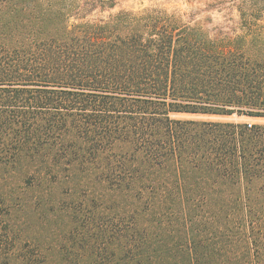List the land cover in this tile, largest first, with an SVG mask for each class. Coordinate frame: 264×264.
<instances>
[{
	"label": "trees",
	"instance_id": "obj_1",
	"mask_svg": "<svg viewBox=\"0 0 264 264\" xmlns=\"http://www.w3.org/2000/svg\"><path fill=\"white\" fill-rule=\"evenodd\" d=\"M115 1L0 0V264H264V126L171 118H264V37Z\"/></svg>",
	"mask_w": 264,
	"mask_h": 264
},
{
	"label": "rangeland",
	"instance_id": "obj_2",
	"mask_svg": "<svg viewBox=\"0 0 264 264\" xmlns=\"http://www.w3.org/2000/svg\"><path fill=\"white\" fill-rule=\"evenodd\" d=\"M83 8L85 0H77ZM163 12L168 18L179 20L191 27L199 26L211 37H229L244 47H252L264 37V0H116L111 9L93 11L92 16L107 21L128 18L137 14ZM75 20L70 21L75 24ZM82 24L85 21L81 22ZM93 22L89 23L92 24ZM77 24V23H76ZM175 120L228 122L239 125L264 126V118L246 116H203L173 114Z\"/></svg>",
	"mask_w": 264,
	"mask_h": 264
},
{
	"label": "built area",
	"instance_id": "obj_3",
	"mask_svg": "<svg viewBox=\"0 0 264 264\" xmlns=\"http://www.w3.org/2000/svg\"><path fill=\"white\" fill-rule=\"evenodd\" d=\"M250 125H248V127H249Z\"/></svg>",
	"mask_w": 264,
	"mask_h": 264
}]
</instances>
